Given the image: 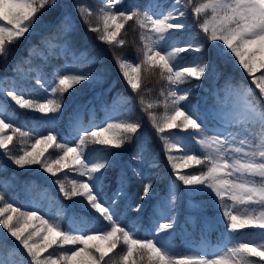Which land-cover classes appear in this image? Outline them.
<instances>
[{"label":"snow or ice","instance_id":"1","mask_svg":"<svg viewBox=\"0 0 264 264\" xmlns=\"http://www.w3.org/2000/svg\"><path fill=\"white\" fill-rule=\"evenodd\" d=\"M176 2L179 4L180 0ZM55 3L56 0H0V58H6L8 46L30 31L37 22L38 13ZM118 3L120 0H102V6L95 13L94 25L89 19L93 11L88 6L78 5L77 12L89 25L90 31L99 33L98 39L110 50L126 45L124 37L129 22L140 29L138 62L115 52L113 60L131 91L139 95L141 110L146 112L163 141L175 176L166 197L169 207L174 209L181 196L191 202L199 194L210 191L219 200L229 233L254 229L260 231V238L249 242L237 240L232 246L225 245L211 256L197 250L178 255L167 244L168 230L174 227V211L167 222L157 223L153 239L137 238V232L132 227L122 226L116 206L124 195L125 181L123 178L118 181L110 203L105 200L104 170L113 166V162L107 155L98 156L96 153L121 149L140 131V121H134L131 113L125 116L123 112L115 118L109 117L103 127L94 126L91 130L77 128L78 138L73 142H61L53 130H48L46 135H37L34 142L27 145L23 144V138L30 133L7 123L5 112L0 111V149L12 163L20 168L39 165L52 177H57L65 169L76 173L80 178L68 181L70 187L65 186L66 174L65 179H55L59 191L65 199L80 198L83 208L93 215L99 214V218L107 222L100 228H89L83 221H73L66 230L55 216L46 218L39 210L22 211L8 202L5 193L0 191V225L7 230L8 237L19 242L30 257L29 264H264V0H186L184 7L191 6L198 28L206 40L222 42L225 50L234 54L254 85L253 89L226 82L223 96H220L221 90L214 94L218 97L219 107L205 109L201 115L185 103L200 84H193L192 88H181L180 85L205 77L212 66L211 54L204 55L205 45L198 43L195 37L183 47L167 44L187 28L182 22L186 10L173 7L155 15L150 14V6L143 11L139 6H132L131 10H116ZM73 27L70 17L60 22L65 36L72 33ZM64 50H69L67 44ZM188 52L197 53L196 58L190 62L191 66H180L179 55ZM75 59L79 61L75 72H69L66 65L54 73L51 96L44 102L26 99L15 89L7 90L5 95L20 108L42 114L57 113L61 109L60 101L69 89L82 82L100 79L91 72L83 71L86 63H98L97 58L88 59L85 53H81ZM157 74L159 80L166 83L167 91L161 89L162 100L146 101L141 93L150 89L145 88L144 80ZM41 80L38 76L36 83L43 87ZM57 95L60 99L56 98ZM230 100L233 102L228 103ZM126 103V100H119L121 107ZM161 104L164 112L158 115L152 109ZM209 121L214 122L212 127H209ZM234 128L238 131H232ZM9 129L11 134L6 131ZM173 130L186 135L181 137ZM209 132L212 134L209 135ZM16 135L23 144L19 155H13L9 148ZM172 137L176 138V142ZM181 138L194 140L202 154H187V147L182 145ZM89 145H99L101 149L90 151ZM49 149H55L59 154L54 159L45 156ZM146 151L143 144L138 145L132 159L142 161ZM173 151L185 154L174 156ZM193 166H202L206 170L195 174L183 171ZM131 171L140 175L135 168ZM153 182L152 178H148L140 200L149 196ZM226 198L230 203H226ZM135 207L139 210L141 205L137 203ZM56 215H63V210H57ZM33 218L39 222V229L30 230ZM120 246L125 250L115 257L113 254ZM0 264H5L3 259H0Z\"/></svg>","mask_w":264,"mask_h":264},{"label":"trees","instance_id":"2","mask_svg":"<svg viewBox=\"0 0 264 264\" xmlns=\"http://www.w3.org/2000/svg\"><path fill=\"white\" fill-rule=\"evenodd\" d=\"M65 2L70 6L69 11L73 16L71 22L74 26L72 33L67 36L60 29V22L65 18V13L62 12ZM78 5L88 6L93 11V16L89 19L93 25L95 24V13L102 6V0H56L55 5L42 9L38 13L37 22L30 31L8 46L9 51L6 58H0V89L2 86L8 90L15 89L18 94L27 95L34 101L42 102L44 96L54 86V73L65 67L70 59H74L75 66L79 67V61L75 57H80L81 53H85L88 59L93 57L98 59V63L87 64L85 62L86 66L83 70L98 75L102 83L92 88L83 84L75 85L64 94L60 101L61 109L57 113L42 114L32 109L20 108L10 100L4 110L6 122L30 133V136L23 138V144L33 143L37 130L42 134L53 130L59 141L73 142L78 138L77 128L91 130L94 126L102 127L112 112L119 114L123 112L125 116L131 113L132 119L139 120L142 125L136 137L121 149L102 150L96 153L98 156L107 155L108 159L113 162V166L104 170L103 198L105 200L110 203L113 193L117 190L118 181L122 178L125 181L124 195L120 197L116 206L117 210L122 213V226L132 227L137 232V238L153 239L157 223L167 222L174 211V227L168 230L167 244L178 255L186 253L185 239L197 237L205 222L209 224L210 236L225 242L229 247L237 240L248 242V236L255 230L244 229L236 234L229 233L226 218L223 217V209L219 206V200L214 193L203 192L191 202L181 196L174 209L169 207L166 197L169 186L175 181V176L167 159L163 141L150 123L146 112L141 110L139 95L131 91L113 60V52H115L116 55L125 59L138 62L137 48L141 46L140 29L134 27L133 22H129L126 25L124 37L127 41L126 45L110 50L107 44L98 39L99 33L90 31L89 25L81 19L77 12ZM185 5L186 0H180L179 4L176 0H120L116 10H131L132 6H139L143 11L150 6V14L155 15L167 12L173 7L186 10V16L182 22L187 25V28L177 33L173 39L167 41V44L183 47L188 40L195 37L198 43L205 45L204 55L211 54L212 66L205 77L200 81L192 80L180 85L181 88H192L193 84H200L199 88L193 89L185 103L195 109L197 115H201L207 105L213 104L214 94L218 90H221L220 95L223 94L222 90L226 82L233 86L247 88L251 79L239 65L234 54L225 50L222 42L206 40L198 28L191 6L185 8ZM66 44L69 49L67 52L64 50ZM196 56L195 52L181 53L178 57L180 66H191L190 62ZM38 76L42 78L43 87L36 83ZM144 86L150 91H142L141 94L146 101L150 102L163 99L160 96L162 88L167 91L166 83L159 80L158 74L147 77L144 80ZM56 98L60 99L58 95ZM119 100H126L127 103L121 107ZM152 111L162 115L164 108L161 104L154 107ZM6 131L11 134L10 129ZM173 133L181 137L184 135L180 134L179 130H173ZM172 139L176 142L175 137ZM180 142L186 145L187 154H202L192 141L181 138ZM23 144L18 135L14 136L13 143L9 145L12 154H21L20 149ZM141 144L147 149L143 153V160H133L132 156ZM92 149L100 150L101 146L89 145V150ZM58 154L57 150L49 149L45 156H51L54 159ZM184 154L183 151L172 152L174 156ZM133 168L139 171V176L133 174L131 171ZM204 170L206 169L202 166H193L183 171L195 174ZM65 174L66 187H70L68 181L80 178L68 169H65L63 173H58L57 177L65 179ZM57 177L44 172L39 165L20 168L12 163L0 149V191L5 193V199L14 203L15 207L22 211H35L32 195L39 196V192L45 190L46 195L41 200L44 206L47 202H51L54 207L64 205L63 215L57 216L54 213L52 216H55L66 230L68 224L73 221H83L89 228H99L107 223L99 218V214L93 215L87 208H83L79 203L80 198L65 199L59 191V185L55 183ZM148 178L154 181L150 194L140 200L139 196L144 184L148 183ZM137 203L141 205L139 210L135 207ZM226 203H230L227 198ZM33 228H40L35 218L30 221V230ZM6 232L7 230L0 225V258H3L5 263L29 264L30 257L19 246V242L15 241V238L8 237ZM124 250L123 246H120L113 255L118 257ZM253 259L258 260L259 258Z\"/></svg>","mask_w":264,"mask_h":264},{"label":"rangeland","instance_id":"3","mask_svg":"<svg viewBox=\"0 0 264 264\" xmlns=\"http://www.w3.org/2000/svg\"><path fill=\"white\" fill-rule=\"evenodd\" d=\"M69 7H70L69 4L65 2L63 4V7H62V12L65 13V17H70L71 21H73V16H72L71 12L69 11L70 10ZM67 66H68V71L69 72H75L78 69V67L75 66V60L74 59H70V61L67 64ZM83 71L84 72H88L86 70H83ZM96 76L99 77L98 75H96ZM101 83H102V79L100 78V79L92 81V82H82L81 84H83L86 87L92 88V87H94L96 85H99ZM249 87L254 89L253 85H250ZM7 90L8 89L4 88L3 86L0 89V111H4L5 108H6L7 102L11 100V98H9V97H7L5 95V92ZM255 93H258V90ZM50 96H51V92L49 91L47 93V95L44 96V98L42 99V102H44L45 99L50 98ZM220 96L222 97L223 94L220 95ZM25 98L26 99H30L27 96H25ZM217 100H218V97L214 96L213 104L206 106L204 108V110H203V113H204L205 109L219 107V104L217 103ZM232 102L233 101H231V100L228 101V103H232ZM119 115L120 114L116 113V112L110 113L109 116L107 117L106 122L104 123V125L107 123L109 117L115 118V117H117ZM213 124H214L213 121H209V127H212ZM232 131H238V129L234 128V129H232ZM208 134L211 135L212 132H209ZM35 135H36V138H37V135H46V134H42L41 132L36 131ZM192 141H194V140H192ZM256 179L258 180L259 178H256ZM38 195L39 196H37L35 194L32 195L33 196V206H34V208L36 210H39L42 215H45L46 218H48V216H50V215L52 216L54 213H57V210H59V209L64 210V206L63 205H58V206L54 207L53 204L50 203V202H47L46 206H44L42 204L41 200L46 195L45 190H41ZM118 213H119V218H120V221H121L122 214L119 211H118ZM208 226H209V224L207 222H205L204 227L202 228L201 233L199 234L198 238H195L193 240H190V239H186L185 240L186 254L189 252V250H197V251L206 253L209 256H211L213 253H218L226 245L224 242H222L220 240H217V239L214 240L210 236V234L208 232ZM259 238H260V231L259 230H255L253 233H251L248 236L247 240L249 242L250 240H254V239L258 240ZM0 259H2V258H0ZM5 264H9V263H5Z\"/></svg>","mask_w":264,"mask_h":264}]
</instances>
